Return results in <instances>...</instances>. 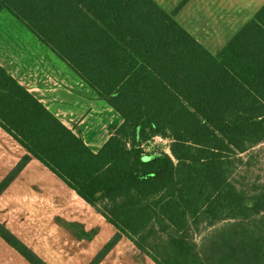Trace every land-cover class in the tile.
Returning <instances> with one entry per match:
<instances>
[{
	"label": "trees",
	"instance_id": "1",
	"mask_svg": "<svg viewBox=\"0 0 264 264\" xmlns=\"http://www.w3.org/2000/svg\"><path fill=\"white\" fill-rule=\"evenodd\" d=\"M4 10L121 123L94 150L0 65V127L26 150L0 194L40 161L116 229L89 264L123 237L162 264L142 245L156 223L171 231L174 264H264V194L247 203L230 183V157L264 141V5L216 55L153 0H0ZM154 136L170 155L144 152ZM192 220L233 223L200 251L185 237ZM0 236L47 264L1 224Z\"/></svg>",
	"mask_w": 264,
	"mask_h": 264
},
{
	"label": "crops",
	"instance_id": "2",
	"mask_svg": "<svg viewBox=\"0 0 264 264\" xmlns=\"http://www.w3.org/2000/svg\"><path fill=\"white\" fill-rule=\"evenodd\" d=\"M153 1L172 13L184 0ZM263 5L264 0H186L173 18L209 53L216 55ZM24 27L27 32L14 30L11 38L0 36V65L56 116L45 104L51 90H55L47 88L45 75L53 77L58 69L59 80L66 83L59 84L63 86L61 95L70 91L73 77L89 87ZM17 33L27 40L13 41ZM54 94L59 95L60 89ZM79 96L82 106H86L83 95ZM25 154L24 147L0 127V183ZM0 224L47 264H89L116 232L99 211L35 158L0 194ZM0 264L31 263L0 236ZM99 264L156 263L123 237Z\"/></svg>",
	"mask_w": 264,
	"mask_h": 264
},
{
	"label": "rangeland",
	"instance_id": "3",
	"mask_svg": "<svg viewBox=\"0 0 264 264\" xmlns=\"http://www.w3.org/2000/svg\"><path fill=\"white\" fill-rule=\"evenodd\" d=\"M0 19L1 37L7 35L11 38L14 30L15 32L28 31L20 20L13 17L6 10L2 11ZM24 40L27 39L24 38ZM24 40L17 33L13 41L24 42ZM61 78H63L62 75ZM44 79H46L45 83L48 89H55L51 90L50 100H46L45 104L64 125L80 136L90 148L94 150L99 148L113 132L112 127L120 125V116L104 100L98 99L95 93L80 80L73 77L70 91L61 95L63 86H59V84L65 85L66 83L59 80L58 69L57 74H54L53 77L48 74L45 75ZM58 89H60V94H54ZM80 94L83 95L87 102L86 106H82ZM167 139L161 136H154L145 142L142 148L145 153L164 152L170 155V140L169 138ZM230 158L232 159L230 161H234V166L230 168L232 172L230 183L243 194L247 203L254 202L257 197L264 194V141L247 149L246 152L237 153ZM254 221L250 220L248 223H253ZM231 223L233 221L226 220L225 222L210 225L207 224L206 220L199 222L192 220V228L186 233L185 237L194 240L198 250H206L210 248L215 234L218 232L223 233V228ZM170 232L164 225L156 223V227L151 230V236L144 243L142 242L144 249L162 264H174L169 257V252H172V250L166 236V233ZM224 236L227 237L225 234Z\"/></svg>",
	"mask_w": 264,
	"mask_h": 264
}]
</instances>
